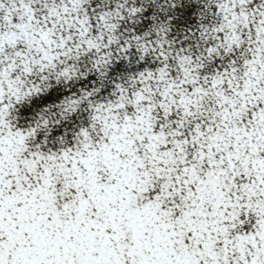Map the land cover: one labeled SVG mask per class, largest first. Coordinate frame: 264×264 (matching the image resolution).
Returning <instances> with one entry per match:
<instances>
[{"label": "snow or ice", "instance_id": "1", "mask_svg": "<svg viewBox=\"0 0 264 264\" xmlns=\"http://www.w3.org/2000/svg\"><path fill=\"white\" fill-rule=\"evenodd\" d=\"M0 264H264V0H0Z\"/></svg>", "mask_w": 264, "mask_h": 264}]
</instances>
